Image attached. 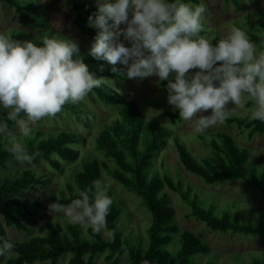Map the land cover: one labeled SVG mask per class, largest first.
Masks as SVG:
<instances>
[{
  "label": "trees",
  "instance_id": "trees-1",
  "mask_svg": "<svg viewBox=\"0 0 264 264\" xmlns=\"http://www.w3.org/2000/svg\"><path fill=\"white\" fill-rule=\"evenodd\" d=\"M2 1L15 9L22 23L39 29L47 28V23L41 18L44 11L40 5L21 0ZM81 1L71 0L73 11L76 13L74 24L84 35L94 40L98 29L89 25V17L97 13L98 6H89ZM190 1L196 2V0H184L185 3ZM259 26L261 28L259 34L246 32L250 40L264 51V23L260 22ZM238 27L245 30L240 25ZM205 34V31L200 33L202 36ZM10 38L21 42L23 35L14 31ZM218 41L219 39L215 38L214 43ZM38 46H42L41 41L38 42ZM83 52L84 49L80 48L79 57L97 78L125 80L120 67L113 66L107 61L97 60ZM114 67L117 68L115 72L112 70ZM162 84L167 87V81H162ZM87 96L117 111V117L112 123L104 125L96 133V148L103 155V159L91 157L85 152L81 153L85 147V138L78 132L62 131L47 134L39 130L33 132L30 137L24 138V143L35 161L45 159L57 171L62 169L60 162H79L72 181L66 184V190L53 196L52 204L56 201L64 205L70 204L72 199L80 198V191L92 188L96 179H102L108 185V195L113 199V204L107 217L105 233L103 231L94 233L90 227L85 229L70 223L63 225L47 222L40 225L42 210L39 201L11 197L12 194H18L37 182L32 171L23 170L17 177L5 179L0 184V208L5 214L8 227H15L23 232H29L33 227H41L43 234L13 242L14 248L6 264L37 262L59 264L65 254L71 255L68 264H82L86 258L87 264H95L100 255H105L106 261L110 264H120L125 253L129 254V264H194L193 258L209 253L210 247L194 233L181 231L176 223V210L166 189L178 194L189 206L193 216L215 232L226 234L232 231L244 235H264V223L258 226L243 224L238 213L224 212L218 215L216 203H212L209 208L205 207L200 198L192 194L190 188H184L183 183L176 182L168 171L162 172L156 167L158 157L173 137L172 141L178 151L180 165L186 172L209 185L242 181L253 191L264 196V166L259 168L250 161L249 149L240 147L229 134L219 132L207 144L211 154L199 159L191 154L178 136L173 135L167 127L148 120L134 100L119 94L106 81L94 88ZM252 104L251 100L247 102L249 107H252ZM63 109L73 112L80 125L86 127L90 125L89 114L82 101L68 102ZM164 114L172 120L179 118L178 111H165ZM14 123V120L8 119L5 109L0 108V124H6L7 128H10ZM226 124L236 125L248 131L251 137L264 134V122L251 121L249 116L230 117ZM11 136H0L2 166L15 158L7 150L10 147ZM53 156L59 161L53 160ZM105 176L142 201L143 207L151 217L146 238L135 235L133 237L135 239H131L130 236L125 235L120 226L123 202L116 199L112 187L104 179ZM177 234H180L181 247L173 255L167 247ZM3 240L7 239L0 237V243ZM259 264H264V259Z\"/></svg>",
  "mask_w": 264,
  "mask_h": 264
},
{
  "label": "clouds",
  "instance_id": "clouds-1",
  "mask_svg": "<svg viewBox=\"0 0 264 264\" xmlns=\"http://www.w3.org/2000/svg\"><path fill=\"white\" fill-rule=\"evenodd\" d=\"M96 2L98 11L89 17V25L98 34L89 55L124 66L130 79L156 76L167 81L169 105L181 119L192 122L194 132L224 124L249 100L253 102L249 119L264 122V51L257 50L246 30L233 26L216 43L200 35L203 2L195 6L184 0ZM41 45L21 43L0 32V108L10 109L8 119L18 128L19 136H11L7 150L21 162L32 160L24 138L32 135L35 122L55 116L68 102L83 100L106 81L79 57L77 40L45 35ZM193 69L197 71L190 72ZM6 127L0 124V132ZM108 191V185L96 179L92 188L79 192L80 198L68 205L56 201L50 211L100 233L113 204ZM13 248V242L3 240L0 257L10 255Z\"/></svg>",
  "mask_w": 264,
  "mask_h": 264
},
{
  "label": "rangeland",
  "instance_id": "rangeland-1",
  "mask_svg": "<svg viewBox=\"0 0 264 264\" xmlns=\"http://www.w3.org/2000/svg\"><path fill=\"white\" fill-rule=\"evenodd\" d=\"M22 2H33L40 5L44 11L41 18L47 23L46 29H39L31 25L22 23L13 7L8 6L0 0V32L11 36L12 32L23 35L21 43L24 41H41L45 36L58 35L65 38H72L79 42L80 48L84 49V54L89 55L92 40L84 35L74 24L76 17L73 11L71 0H21ZM204 3L206 12L203 16V30L205 37L214 43L215 38L226 37L233 26H242L251 34L261 32L260 22L264 23V0H196L190 1L193 6ZM81 3L89 6H98L96 0H82ZM123 27V25H122ZM130 47V43L125 42ZM258 51H261L257 47ZM122 69L125 77L124 81L105 79L119 94L134 100L148 120L154 121L167 127L173 135L178 136L181 142L188 148L191 154L199 159L208 157L211 149L207 144L219 132L229 134L238 145L251 151L250 161L259 168L264 166V134L251 137L248 131L238 128L236 125H216L205 133H196L193 130L191 121H185L180 117L172 120L165 111L174 112L173 106L167 101V87L162 84L156 76L140 79H130L124 70V66L115 65ZM197 71L196 69L190 72ZM87 108L90 125H80L73 112L62 109L55 116L45 117L32 125L33 132L44 131L47 134H56L62 131L78 132L85 138V147L81 153L85 152L91 157L103 159V155L97 151L95 138L96 133L104 126L110 125L117 117V111L103 106L100 102H95L86 96L81 100ZM232 107V105H229ZM246 105L244 108L237 107L232 116H249ZM8 113L10 109H5ZM211 110H209L210 112ZM24 117V114H23ZM16 135L19 131L14 123L10 128H5L0 132V136ZM173 137L168 146L162 151L156 161V167L160 171H168L176 182H182L184 188H190L193 195H197L205 207H211L216 203L218 210L216 213L222 215L224 212L238 213L243 224L258 226L264 223V196L253 191L242 181L223 182L213 185L206 184L200 178L186 172L180 165L179 154L174 145ZM53 160L59 161L55 156ZM163 162V165H162ZM62 169L55 170L45 159L21 162L16 158L11 159L6 165H0V184L5 179L17 177L23 170H30L34 173L37 182L31 184L26 190L11 197L31 199L39 201L41 204V217L39 224L47 222L68 224L67 218L61 212L50 211L52 198L66 190V184L73 179L74 172L79 162H60ZM164 166V167H163ZM163 167V168H162ZM105 181L112 187L114 196L123 202V216L120 226L126 236L131 239L135 235L146 238L147 229L150 226L151 217L142 201L136 195L124 189L117 182L109 177H104ZM169 193L172 206L176 210V223L181 231H190L202 238L210 247V252L200 254L193 258L194 264H259L264 259V235H244L233 233L215 232L208 228L202 221L196 219L189 206H187L178 194L166 189ZM73 224V223H70ZM39 225V226H40ZM78 225V224H75ZM81 226V225H79ZM84 228V227H83ZM105 233V230H102ZM41 227H33L29 232L17 230L15 227H8L5 214L0 208V237L11 242L24 241L32 235H42ZM181 247L180 234H177L172 243L167 247L168 251L175 255ZM11 255V254H10ZM6 257H0V264H6ZM70 254H65L59 264H68ZM129 254L125 253L120 264H129ZM34 264H49L48 262H37ZM82 264H87V258ZM95 264H110L106 261L105 255H100Z\"/></svg>",
  "mask_w": 264,
  "mask_h": 264
}]
</instances>
